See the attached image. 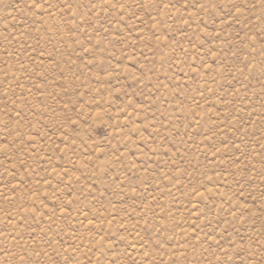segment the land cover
<instances>
[{
    "label": "rangeland",
    "instance_id": "obj_1",
    "mask_svg": "<svg viewBox=\"0 0 264 264\" xmlns=\"http://www.w3.org/2000/svg\"><path fill=\"white\" fill-rule=\"evenodd\" d=\"M0 264H264V0H0Z\"/></svg>",
    "mask_w": 264,
    "mask_h": 264
}]
</instances>
